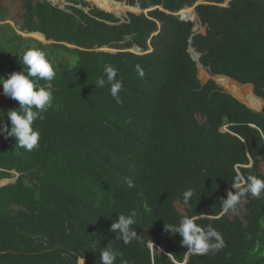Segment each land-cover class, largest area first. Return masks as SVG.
Masks as SVG:
<instances>
[{"label": "trees", "instance_id": "obj_1", "mask_svg": "<svg viewBox=\"0 0 264 264\" xmlns=\"http://www.w3.org/2000/svg\"><path fill=\"white\" fill-rule=\"evenodd\" d=\"M116 1L156 9L148 17L129 14L121 24L80 1L66 0L62 11L24 0L20 32L40 33L51 45L0 25L5 78L24 70L19 55L29 48L43 51L56 72L51 82L40 81L52 88L53 101L33 125L39 147L29 152L0 135V182L14 180L0 188V264H78L83 257L100 264L109 244L120 253L115 264H184L187 255L186 264H264V194H249L235 213L221 215L237 173L264 178V109H248L213 81L202 84L188 54L191 42L212 76L251 85L264 102V0L195 7L205 35L175 16L201 0ZM106 64L123 83L122 103L110 86L95 85ZM18 108L0 94V126L10 127L7 112ZM189 188L195 195L186 204ZM132 210L140 239L125 245L110 229ZM183 216L212 225L225 247L187 253L182 237L165 228Z\"/></svg>", "mask_w": 264, "mask_h": 264}, {"label": "clouds", "instance_id": "obj_2", "mask_svg": "<svg viewBox=\"0 0 264 264\" xmlns=\"http://www.w3.org/2000/svg\"><path fill=\"white\" fill-rule=\"evenodd\" d=\"M44 2L47 3L46 0ZM58 8L60 9L61 7ZM64 11H66V8H64ZM40 35L43 36L42 34ZM43 38L45 40L44 45L53 44V42L47 41L44 36ZM107 51L111 50H101V52ZM112 52L115 53L114 51ZM19 56L24 70L13 72L7 78L0 77L3 95L19 102L18 109L8 110L7 117L11 126L9 127L7 122L0 126V135H3L6 139L15 138L16 145L30 152L38 148L40 142V132L33 127L34 122L38 119H44L43 113L52 106L53 101L52 88L50 86H42L40 81L51 82L55 78L56 72L50 60L40 49L29 48L23 52L22 56ZM135 70L139 78L143 79L145 76L143 67L137 64ZM117 73L118 71L112 65L106 64L103 69V75L96 80L95 85L98 88H103L105 85L110 86V95L117 103H122L120 93L123 90V83L121 79H117ZM2 118L0 117V119ZM226 130V128H223L222 132H226ZM252 165L253 163L251 162L250 167ZM12 174L17 177L15 172H12ZM233 180L235 191L230 190L228 195L226 194L227 198L221 199V215L235 213L241 200L246 199L249 194L252 196L264 194V178L251 174L245 178L237 173ZM13 181H1L0 188L13 183ZM127 184L129 188L134 187V181L131 178L127 179ZM194 195L193 189L189 188L185 190L183 192L184 203H189ZM196 220V216H183L180 218L178 224L166 223L165 228L166 231H169L173 235L179 234L182 237L181 244L188 249L187 253L206 254L208 252L216 253L221 251L225 247L222 234L212 225H208L207 227L198 225ZM136 221L137 212L135 210H132L128 214H119L112 223L110 230L112 233H115L117 240H121L125 245H128L133 240L139 241L140 239L137 230L133 228ZM147 246L152 248L154 246L153 242L149 241ZM119 255L120 253L109 244L107 247L101 248L99 256L100 264H115ZM78 264H85L84 257L78 261Z\"/></svg>", "mask_w": 264, "mask_h": 264}, {"label": "rangeland", "instance_id": "obj_3", "mask_svg": "<svg viewBox=\"0 0 264 264\" xmlns=\"http://www.w3.org/2000/svg\"><path fill=\"white\" fill-rule=\"evenodd\" d=\"M44 0H32V2L34 4L38 3V2H42ZM74 1H80V2H83V3H86L88 4L91 8H98L102 11H107L108 13L110 14H115L117 15L116 12H112V11H108V10H104L101 8L100 5H98V0H74ZM104 1V0H102ZM214 0H201L199 2V4L201 5H216L213 3ZM231 0H224L222 4H219L220 7H227L229 5ZM97 2V3H96ZM23 3H24V0H2V13L0 12V24L2 25H8L10 26L14 31L16 32H19V28L20 26L22 25V17L24 15V8H23ZM126 4V3H125ZM56 5L58 7H61V8H66L68 7L69 5L67 4L66 0H58V2L56 3ZM122 6V9L124 10V12L126 14H123L122 17L123 18H127V16L129 14H133L130 11H137L138 9H135V8H131L129 6H126V5H121ZM197 25H194V27H196ZM196 29V28H195ZM195 33H199L201 35H205L206 34V28L205 27H201L199 29H197L195 31ZM24 35L25 37H23L24 39H30V40H33V41H36V42H40L42 44H45V40H39L38 38H35L34 36L32 35H29L27 33H23L21 34V36ZM133 52L137 53V54H140L141 51L138 50V49H135L133 50ZM7 67H5V69L7 70ZM0 77H4L5 78V74L4 72L1 71L0 69ZM198 79L199 81L202 83V84H206L207 82L209 81H215L217 82V86L222 89L225 93L227 94H230V92H227L223 87H221L220 85V79L221 77H214L212 76L208 70L206 69H203V70H199L198 71ZM235 83V82H234ZM238 85V84H237ZM240 89H246V88H249L251 89V86H240L238 85ZM17 178V177H15ZM176 208L177 210L183 214V207L180 206L179 204H176ZM245 214L244 210L241 208L240 211L238 212L237 216L239 218H242V216Z\"/></svg>", "mask_w": 264, "mask_h": 264}, {"label": "bare ground", "instance_id": "obj_4", "mask_svg": "<svg viewBox=\"0 0 264 264\" xmlns=\"http://www.w3.org/2000/svg\"><path fill=\"white\" fill-rule=\"evenodd\" d=\"M50 1L53 2V3H55V4L58 2V0H50ZM97 2H98V5H100L102 9L108 10V11H112V12H116L117 15H122V14H126L127 13V12L126 13L124 12V10L122 9V6H121V5H125V4H115V3H118V2L113 1V0H104V1L98 0ZM113 2H115V3H113ZM135 9H138V8H135ZM137 11H133V12H137ZM181 14L182 15H185V16H189V19L192 21V16H193L194 12H193V10L188 9V10L182 11ZM33 36L35 38H38L40 40H43V36H41L40 34H34ZM196 59H198L197 56H196ZM220 85L227 92H230V94H232L236 99L239 98L240 100H243L250 107L255 108V109H258V108L261 107L262 103L260 102V100H258L252 94V92H251V90L249 88L240 89L239 86L236 83H234L231 80H228L227 78H224V77H221V79H220Z\"/></svg>", "mask_w": 264, "mask_h": 264}, {"label": "water", "instance_id": "obj_5", "mask_svg": "<svg viewBox=\"0 0 264 264\" xmlns=\"http://www.w3.org/2000/svg\"><path fill=\"white\" fill-rule=\"evenodd\" d=\"M114 1H116V0H114ZM46 2L47 3H49V4H51L53 7H55L56 6V4L55 3H52L50 0H46ZM125 4V3H124ZM199 5H201V4H199V3H197L193 8H191V10H193V12H194V14H195V16H196V18H197V20H198V23H199V25H198V27L199 28H201L203 25H202V23L199 21V18H198V16H197V14H196V12H195V7H197V6H199ZM138 8V11L137 12H131V13H133L134 15H144V16H147L148 17V15H149V13L150 12H152V11H154L156 8H154V9H148V10H141L139 7H137ZM61 10H63L64 11V8H60ZM188 9H190V8H188ZM188 9H186V10H188ZM183 11H185V10H183ZM86 14H88L89 13V10H85L84 11ZM182 12V11H181ZM181 12H179L178 14H175V16L176 17H179L180 18V20L181 21H184V22H190V23H192L193 24V22L189 19V16H185V15H182L181 14ZM106 13V12H105ZM114 17H116L117 19H119L120 20V23L122 24V23H124L125 22V18H123L121 15H115V14H112ZM195 28L196 27H194L193 28V32L195 33ZM195 34H199V33H195ZM107 52H110V53H113L112 51H107ZM188 54H189V56H190V58H191V60L196 64V66H197V70L199 71V70H203L204 68L202 67V65L200 64V54H198L194 49H193V47L191 46V42H190V44H189V48H188ZM196 56H197V58L198 59H196ZM224 78H226V77H224ZM228 80H231V79H229V78H227ZM232 82H234L233 80H231ZM213 82L217 85V82H215L214 80H213ZM236 83V82H235ZM236 84H238V83H236ZM239 85V84H238ZM242 86V85H241ZM247 86H251V85H247ZM251 91H252V94L254 95V93H253V86H251ZM234 99H236L232 94H230ZM255 96V95H254ZM257 98V97H256ZM258 99V98H257ZM237 101H239L241 104H243V105H245L248 109H250V110H252V111H254V112H256V113H262V111H263V109H264V102L262 101V103H263V107H262V109L261 110H254V109H252V108H250V107H248L245 103H243L242 101H240V100H238V99H236ZM260 100V99H259ZM230 190H228L227 192H226V194L228 195V192H229ZM154 247V246H153ZM152 247V248H153ZM153 250V249H152ZM161 253L162 254H165L163 251H161ZM188 259H189V255H187L186 256V258H185V261H184V264H186L187 262H188ZM177 264V263H176Z\"/></svg>", "mask_w": 264, "mask_h": 264}, {"label": "crops", "instance_id": "obj_6", "mask_svg": "<svg viewBox=\"0 0 264 264\" xmlns=\"http://www.w3.org/2000/svg\"><path fill=\"white\" fill-rule=\"evenodd\" d=\"M1 1H2V0H1ZM42 2H44V1H42ZM42 2H38V3H42ZM33 4H34V3H33ZM1 8H2V7H1ZM105 12H106V11H105ZM129 12H133V11H130V10H129ZM1 13H2V11H1ZM106 13H107V12H106ZM109 14H110V13H109ZM122 15H123V14H122ZM122 15H121V16H122ZM196 20H197V18H196V16H195V14H193V16H192L193 24H194V25H197V26H196L197 28L195 29V31H196L197 29H199V27H198V24H199V23H198V20H197V21H196ZM22 22H23V21H22ZM0 25H2V24H0ZM20 28H21V26H20ZM20 28H19V32H17V34H18L19 36H21V34H23V32H20ZM27 34H28V33H27ZM32 36H33V35H32ZM21 37L23 38V37H25V36L22 35ZM23 39H24V38H23ZM39 40H40V39H39ZM43 40H44V38H43ZM43 40H42V41H43ZM250 90H251V89H250ZM1 91H3V90H2V87L0 86V94L2 95L3 93H1ZM251 92H252V91H251ZM237 99L240 100L239 98H237ZM258 100H259V99H258ZM240 101H242L243 103H245L243 100H240ZM260 102L262 103L261 100H260ZM245 104H246V103H245ZM246 105H247L248 107H250L248 104H246ZM261 107H263V103H262ZM261 107L258 108V109H255V108H252V107H250V108H252V109H254V110H261V109H262Z\"/></svg>", "mask_w": 264, "mask_h": 264}]
</instances>
